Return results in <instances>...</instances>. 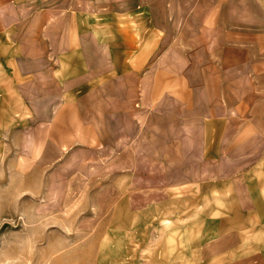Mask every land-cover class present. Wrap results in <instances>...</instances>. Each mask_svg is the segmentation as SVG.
Listing matches in <instances>:
<instances>
[{"label":"crops","instance_id":"obj_1","mask_svg":"<svg viewBox=\"0 0 264 264\" xmlns=\"http://www.w3.org/2000/svg\"><path fill=\"white\" fill-rule=\"evenodd\" d=\"M246 67L245 0H0V101L17 107L0 116L21 123L3 148L19 164L45 148H86L121 125L123 103L165 99L171 85L197 78L194 116L253 117L242 147L233 121L195 127L194 148L245 154L241 174L219 182L223 201L204 220L208 245L223 264H264V93H241L226 112L221 104L235 94L221 91L225 82L264 85L245 78ZM26 116L35 118L28 127Z\"/></svg>","mask_w":264,"mask_h":264},{"label":"rangeland","instance_id":"obj_2","mask_svg":"<svg viewBox=\"0 0 264 264\" xmlns=\"http://www.w3.org/2000/svg\"><path fill=\"white\" fill-rule=\"evenodd\" d=\"M245 61V78H264V0H245ZM195 80L171 85L165 99L123 103L121 125L106 126L112 131L86 148H45L20 164L3 146L21 123L0 116V264H223L208 245L204 220L223 201L219 182L241 174L245 154L198 150L192 137L198 124L233 121L234 143L242 147V128L253 117L194 116ZM220 87L235 93L221 100L225 112L241 93H264L257 83ZM12 101H0V111L16 110ZM23 108L30 114L33 101ZM34 119L26 116V126Z\"/></svg>","mask_w":264,"mask_h":264}]
</instances>
